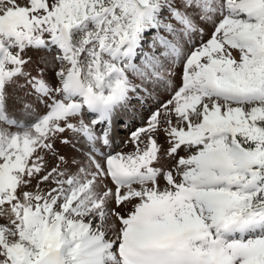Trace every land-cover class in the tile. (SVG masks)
<instances>
[{
    "label": "snow or ice",
    "instance_id": "snow-or-ice-1",
    "mask_svg": "<svg viewBox=\"0 0 264 264\" xmlns=\"http://www.w3.org/2000/svg\"><path fill=\"white\" fill-rule=\"evenodd\" d=\"M0 264H264V0H0Z\"/></svg>",
    "mask_w": 264,
    "mask_h": 264
},
{
    "label": "rangeland",
    "instance_id": "rangeland-1",
    "mask_svg": "<svg viewBox=\"0 0 264 264\" xmlns=\"http://www.w3.org/2000/svg\"><path fill=\"white\" fill-rule=\"evenodd\" d=\"M127 131V130H126ZM126 131L120 133L119 140L116 141V143L113 145V151L114 152H129L131 150L130 146H126L123 144V141L127 139V135L125 134Z\"/></svg>",
    "mask_w": 264,
    "mask_h": 264
},
{
    "label": "bare ground",
    "instance_id": "bare-ground-1",
    "mask_svg": "<svg viewBox=\"0 0 264 264\" xmlns=\"http://www.w3.org/2000/svg\"><path fill=\"white\" fill-rule=\"evenodd\" d=\"M124 131H126V130H124ZM124 131H122V132H124ZM122 132H121V133H122ZM120 136H121L120 134L117 135V136L115 137V140H116V141L119 140Z\"/></svg>",
    "mask_w": 264,
    "mask_h": 264
}]
</instances>
